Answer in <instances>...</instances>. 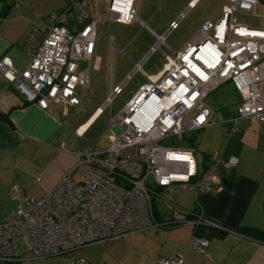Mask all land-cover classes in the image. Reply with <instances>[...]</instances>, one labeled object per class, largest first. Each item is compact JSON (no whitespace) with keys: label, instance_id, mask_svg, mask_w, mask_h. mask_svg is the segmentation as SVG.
<instances>
[{"label":"built area","instance_id":"2783aa9c","mask_svg":"<svg viewBox=\"0 0 264 264\" xmlns=\"http://www.w3.org/2000/svg\"><path fill=\"white\" fill-rule=\"evenodd\" d=\"M134 1L70 0L64 9L50 13L45 24L32 27L23 45L29 57L26 65L17 69L3 55L0 74L42 109L62 103L78 110L98 67L97 46L104 21L110 19L107 39L113 45L114 22L129 23L137 18ZM98 2L106 3L107 17L99 14ZM256 2L224 0L219 18L210 26L211 33L209 26H202L183 47L171 55L164 54L157 72L145 74L140 62L133 63L132 71L120 84H109L96 115L121 91L132 73L138 71L145 76L110 120L111 135L106 146L76 151L74 165L40 197L25 196L18 185H10L9 197L15 207L0 219V259L17 262L48 257L171 224L174 221L156 222L151 198L160 188L172 184L195 192L220 189L218 177L231 171L236 156L222 159L214 152L200 165L192 148L160 142L171 137L182 140L207 124L223 122L206 98L228 80L241 94V100L228 119L231 125L224 135L238 133L242 119L264 120L259 75L264 28L248 27L236 18L240 11L252 13ZM160 43L165 44L163 36H157L152 50ZM74 172L81 173L79 180L73 177ZM192 223L209 225L197 216ZM207 242L206 236L195 233L190 248L203 251ZM18 243L25 250L15 256L12 245ZM160 263L182 264V258H161ZM75 264H84V260L78 259Z\"/></svg>","mask_w":264,"mask_h":264},{"label":"crops","instance_id":"0c3cea01","mask_svg":"<svg viewBox=\"0 0 264 264\" xmlns=\"http://www.w3.org/2000/svg\"><path fill=\"white\" fill-rule=\"evenodd\" d=\"M69 1L0 0V57L8 56L15 68L22 69L29 60L23 45L32 27L45 24L50 13L64 9ZM223 5L224 0H141L142 19L136 20L143 34L132 65L140 62L142 69L153 50L161 47V66L164 54L171 55L183 47L202 26H209L211 33L210 26L219 18ZM237 14L256 17L259 27L264 28V0H257L252 13ZM237 14V21L244 24ZM173 22L176 24L171 27ZM111 36L113 43V30ZM157 36H163L165 44L152 50ZM111 68L110 63L109 84L114 86ZM259 75L264 103V55L259 61ZM206 99L214 114L224 121L197 130L200 154L196 156L193 151L196 161L204 165L214 152L222 159L237 157L231 171L218 177V191L195 192L179 184L160 188L151 198L152 214L157 223L174 221L170 225H155L48 257L17 262L0 259V264H75L78 259L84 264H161V258L175 256L182 258V264H264V238L259 235L264 233V120L242 119L239 132L226 137L224 132L231 125L228 119L235 114L241 94L228 80L209 92ZM98 107L81 113L74 127L80 108L51 103L49 109H42L0 74V112L7 116L0 120V219L15 207L9 197L10 185L16 184L25 196L37 198L74 165L79 146L73 140L84 135ZM194 214L209 223L202 225L208 239L203 251L190 248L191 237L198 231L192 223ZM15 245L13 255H21L24 251L16 254Z\"/></svg>","mask_w":264,"mask_h":264},{"label":"rangeland","instance_id":"374dc122","mask_svg":"<svg viewBox=\"0 0 264 264\" xmlns=\"http://www.w3.org/2000/svg\"><path fill=\"white\" fill-rule=\"evenodd\" d=\"M134 6L136 8V14L139 19H142V6L141 0H135ZM98 12L101 16L107 17V5L104 2H98ZM246 26L260 28L256 17L237 14ZM110 33V19L107 18L102 27V34L99 37L97 54L99 56V64L94 69L89 92L86 100L80 107V111L75 113L74 127L79 122V115L81 113L87 114L94 110L97 106H101L106 99L109 88V66H112V84H120L126 76L132 71V61H136L138 55L137 44L140 43V38L143 34L140 23L133 19L129 23H122L119 21L114 22L113 26V45L110 44L107 37ZM100 30L98 27V36ZM139 42V43H138ZM161 47L155 49L147 57L146 61L142 64V69L147 73H155L161 62ZM169 52V50H167ZM145 80V77L140 72H134L124 82L121 87V91L114 95L110 102L106 104L100 114L96 116L93 122L90 124L87 131L82 137H75L73 142L80 148L89 146H106L109 143V137L111 135V129L108 126L110 120L115 116L119 109L123 106L125 101L134 92L137 86ZM80 92V90H79ZM74 114V113H73ZM187 119V118H186ZM199 131H192L187 133L182 140H176L174 137L161 140V144L173 147H190L193 149L196 156H199L198 144H199ZM192 137L194 140L192 141ZM74 178L79 180L81 178L80 172H75ZM177 190V188H175ZM158 199V196L155 198ZM157 201V200H155ZM25 246L22 243L14 246V252L21 253L24 251Z\"/></svg>","mask_w":264,"mask_h":264},{"label":"trees","instance_id":"16d2710c","mask_svg":"<svg viewBox=\"0 0 264 264\" xmlns=\"http://www.w3.org/2000/svg\"><path fill=\"white\" fill-rule=\"evenodd\" d=\"M134 2H135V1H134ZM6 118H7V116H6L5 114H3V113L0 112V120H2V119H6ZM213 123H219V122H213ZM238 132H239V131H238ZM236 134H237V133H236ZM236 134H235V135H236ZM233 136H234V135H233ZM231 137H232V136H231ZM192 139H193V137H192ZM208 156H209V155H208ZM191 215H193V213H191ZM188 216H189V215H188ZM196 216H197V215L194 214V217H196ZM165 221L167 222V221H171V220H165ZM171 224H172V222H171ZM167 225H170V224H167ZM195 225H196V229L198 230L197 233H199V234H203V233H202V232H203V229H202L203 227H202V225H200V224H195ZM248 229H251V228H248ZM253 230H255L254 232L257 233V230H258V229H255V228H254ZM218 233H220V232H218ZM259 235H260L262 238H264V233H261V232H260Z\"/></svg>","mask_w":264,"mask_h":264}]
</instances>
